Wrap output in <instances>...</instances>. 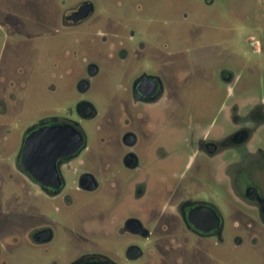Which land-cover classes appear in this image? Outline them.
Here are the masks:
<instances>
[{"label": "flooded vegetation", "instance_id": "obj_1", "mask_svg": "<svg viewBox=\"0 0 264 264\" xmlns=\"http://www.w3.org/2000/svg\"><path fill=\"white\" fill-rule=\"evenodd\" d=\"M88 1L92 8L87 15L77 16L85 3L81 2L62 15V25L75 35L74 55L78 62L80 44H89L100 54L91 59L84 57L79 70L78 62L66 69L81 73L77 91L82 94L94 92L100 74L114 76L105 97V114L109 128L115 129L117 147L110 141L111 134L100 125L97 127L101 145L112 146L103 152L106 159L101 161L96 149L89 146L83 122L97 119L100 111L84 97L77 101L73 111L77 120L46 119L30 127L22 147L38 128L56 130L53 136L60 138L56 141L62 147L56 158L39 157L38 172L24 162L20 151L17 166L27 177L29 187L35 189L36 195L30 192L40 204V209L31 205L29 211L39 217L36 222L30 216L21 235L17 231L10 237L18 240L19 235L21 245H0V262L7 264L6 251L22 248L26 264H32L31 257L35 254L32 251L48 255L58 238L59 254L78 249L79 237L112 241L115 249L75 253L64 264H124L121 255L127 258V264H191L183 259L186 249L205 251L217 261V251L226 241L228 219L240 217L250 226L255 219L264 226V149L250 145L254 132L264 125V97L254 103L247 120L234 115L232 108L229 131L216 117L207 120L188 115L183 110L185 106L171 100L170 92L178 91L186 80L190 81L187 86L201 84L198 59L191 56L172 59L170 79L168 36L160 41L151 35L153 23H137L136 27L130 23H108V15L102 23H84L94 18L99 7L96 0ZM235 1L242 0H186L184 23H219L222 14L224 17L228 12V3ZM254 1L261 3L262 8L264 0ZM138 28L145 34L137 36ZM218 69L220 82L232 85L236 81L232 69L223 66ZM234 108L236 111L238 106ZM176 110L183 116H171ZM170 129L184 142L179 152L170 148ZM78 132L83 143L68 153L78 140ZM44 208L52 212L47 214ZM63 212L77 218L87 215L80 219L81 223L77 220L76 226L65 225V235L71 240H62L56 232V227L64 226ZM81 228L92 235L83 234ZM127 236L131 238L129 243L125 240ZM242 238L237 232V246L244 245ZM143 240L147 241L144 245L140 243ZM256 240L254 234L258 245ZM130 249L137 250L135 258L131 257ZM166 251H170V260L164 259ZM61 263L59 256L48 261V264Z\"/></svg>", "mask_w": 264, "mask_h": 264}, {"label": "rangeland", "instance_id": "obj_2", "mask_svg": "<svg viewBox=\"0 0 264 264\" xmlns=\"http://www.w3.org/2000/svg\"><path fill=\"white\" fill-rule=\"evenodd\" d=\"M81 2L89 1L0 0V245H21V237L17 235L18 240L10 239L12 234L18 231L21 235L30 216L36 218L33 221H38V214H30L29 211L31 205L40 209L39 200L33 198L35 189L29 187L27 177L17 166L23 139L30 127L46 119L77 120L73 111L77 101L84 97L100 111L97 119L83 122L89 146L96 149L95 153L101 161L106 159L103 152L112 146L101 145L97 127L100 125L111 134L110 141L114 143L113 147H117L115 129L109 128L105 114V97L114 76L100 74L94 92L82 94L77 91L81 73L66 69L75 66L78 61L74 55L75 35L62 25V15ZM96 3L99 7L94 18L84 23H102L103 17L108 15V23H130L134 27L137 23H153L149 32L151 35L157 36L160 41L166 36L170 38V79L174 67L172 59L176 61L190 56L198 59L201 84L187 86L190 81L186 80L178 91L170 92L171 100L185 106L183 110L188 115L206 117L207 120L216 117L225 131H229L232 108L234 115L247 120L254 103L264 97V3L259 8L261 3L254 0L229 2L228 12L224 13V17L222 14L219 23H184L186 0H96ZM141 34L145 33L138 28L136 35ZM81 41H84L82 35ZM77 51L80 58L78 70L84 57L91 59L100 54L89 44L78 45ZM219 66L234 71L237 79L232 85L220 82ZM236 105L238 109L235 111ZM178 111L171 116H183ZM250 145L251 148L264 149V125L254 132ZM183 147L182 138L170 129L171 150L179 152ZM223 209L226 210L225 205ZM44 210L47 214L52 212L50 208ZM86 217L78 215L77 218L63 212L61 221L64 226L56 227L58 236L62 240H71L65 235V225L76 226L77 220ZM52 222L57 223L56 217L52 218ZM251 223L252 226L240 217L228 219L226 241L217 251V261L208 257L205 251L188 249L183 259L191 264H198L199 261L200 264H264V226L255 219ZM81 229L83 234L92 235ZM237 232L242 234L243 246L236 245ZM254 234H257L258 245H255ZM125 240L129 243L131 238L127 236ZM144 242L147 241H140L142 245ZM77 245L78 249L63 250L61 255L58 238L50 246L48 255L32 251L35 253L31 257L32 264H48L53 256H59L61 264H64V260L75 253L115 249L114 242L95 241V238L84 240L79 237ZM166 252L168 254L164 255V259L170 260V251ZM4 259L7 264H26L22 248L14 252L6 251ZM120 259L127 264L125 256L121 255Z\"/></svg>", "mask_w": 264, "mask_h": 264}, {"label": "water", "instance_id": "obj_3", "mask_svg": "<svg viewBox=\"0 0 264 264\" xmlns=\"http://www.w3.org/2000/svg\"><path fill=\"white\" fill-rule=\"evenodd\" d=\"M92 5L89 2H85L79 12L77 13L79 17H83L87 15V13L91 10ZM43 132L46 133L45 136H43ZM57 131L54 130L53 128H46V129H35L31 132V134L28 136L26 144L23 145L22 150H21V155L23 156L24 162L27 164L32 165V170L33 172H38L36 170H39L37 167L39 164H41V161H38L40 156H46V158H56L60 152L59 150L62 147V144H59L56 139L59 141V137L53 136ZM79 133V132H78ZM77 133V142L75 145H73L70 149H68V153L71 151L76 150L81 146L83 143V138L81 134ZM60 136V135H59ZM52 171L54 170V164L52 162L51 165ZM55 173V170H54ZM132 258L136 257L137 250L135 251L133 249H130L129 251Z\"/></svg>", "mask_w": 264, "mask_h": 264}]
</instances>
